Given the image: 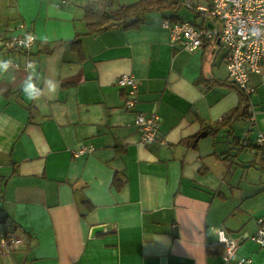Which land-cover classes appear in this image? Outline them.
<instances>
[{"label": "crops", "instance_id": "0c3cea01", "mask_svg": "<svg viewBox=\"0 0 264 264\" xmlns=\"http://www.w3.org/2000/svg\"><path fill=\"white\" fill-rule=\"evenodd\" d=\"M139 1L111 0L114 8ZM88 2L0 0V36L38 40L31 53L0 47V60H12L0 70V244L13 233L21 240L9 252L0 246V264H227L220 229L237 244L233 262L264 264V247L251 239L264 218L255 165L264 160L256 148L264 69L250 79L253 120L214 131L241 103L225 49L175 45L169 11L77 39L88 31ZM211 4L183 0L179 21L204 25L196 7ZM123 74L138 83L132 110L117 84ZM30 76L37 100L23 91ZM138 112L161 119L150 146L140 143ZM83 146L93 151L76 157Z\"/></svg>", "mask_w": 264, "mask_h": 264}, {"label": "built area", "instance_id": "2783aa9c", "mask_svg": "<svg viewBox=\"0 0 264 264\" xmlns=\"http://www.w3.org/2000/svg\"><path fill=\"white\" fill-rule=\"evenodd\" d=\"M196 12L203 18L204 25L167 21L172 42L190 53L201 48L206 41L219 43L226 51L225 64L230 80L248 95L253 94L255 88L250 83L251 76L262 73L264 69V0H212L210 6L196 7ZM205 22L213 23V26H207ZM7 31L11 32L12 28L8 27ZM29 34L34 37L31 42L26 40ZM37 42L36 35L32 33L8 38L0 36V47L8 51L31 53ZM117 84L126 90L125 108L134 109L137 105V80L132 75L123 74L118 78ZM250 119L253 120L252 115ZM160 126L161 119L157 114L138 112L135 127L140 132L141 145L150 146L155 143L160 135ZM256 145L264 147V132L258 135ZM92 151L93 147L83 146L74 154L78 157ZM259 224V230L251 239L264 247V218ZM218 235L219 243L225 246L222 255L225 263L253 264L246 257H240L233 262L237 244L224 229H220ZM20 242L13 233L3 238L0 246L3 251L9 252Z\"/></svg>", "mask_w": 264, "mask_h": 264}, {"label": "trees", "instance_id": "16d2710c", "mask_svg": "<svg viewBox=\"0 0 264 264\" xmlns=\"http://www.w3.org/2000/svg\"><path fill=\"white\" fill-rule=\"evenodd\" d=\"M183 6V0H140L136 4L130 6H121L114 8L111 0H89L88 5L85 7L84 19L87 24V33L84 35H78V38H84L89 35L97 34L103 31H107L110 28L121 25H135L139 22L141 16L148 12L153 11H169L172 16L169 17L172 22H180L177 14ZM73 49L79 54L81 59L84 58L83 53V41L77 40L71 43ZM227 84V83H226ZM230 87L236 89L241 95V103L237 108L227 114L219 123H217L214 131H220L219 129L228 128L231 129L233 122L247 114V107L245 105L250 102V95L245 91L230 82ZM249 117L251 113L247 114ZM245 148V147H243ZM256 148L262 149L264 147ZM258 155V153H256ZM256 162V161H255ZM259 167L261 172H264V160L259 158L255 163Z\"/></svg>", "mask_w": 264, "mask_h": 264}, {"label": "clouds", "instance_id": "9594fccd", "mask_svg": "<svg viewBox=\"0 0 264 264\" xmlns=\"http://www.w3.org/2000/svg\"><path fill=\"white\" fill-rule=\"evenodd\" d=\"M34 39V37L29 34L26 36V40L28 42H31ZM12 65V60H0V70L7 71L10 66ZM33 78L30 76L27 81H25L23 86L24 94L28 97L30 100H37V98L41 95L39 89L32 83ZM51 88V91H55V85L49 81Z\"/></svg>", "mask_w": 264, "mask_h": 264}, {"label": "rangeland", "instance_id": "374dc122", "mask_svg": "<svg viewBox=\"0 0 264 264\" xmlns=\"http://www.w3.org/2000/svg\"><path fill=\"white\" fill-rule=\"evenodd\" d=\"M194 2H195V0H194ZM188 11H189V10H188L187 8H184V9L182 10V12H181V13H182L181 15H182L183 17L187 18ZM184 14H186V15H184ZM189 15H190V16H193V15L190 14V13H189Z\"/></svg>", "mask_w": 264, "mask_h": 264}, {"label": "water", "instance_id": "95a60500", "mask_svg": "<svg viewBox=\"0 0 264 264\" xmlns=\"http://www.w3.org/2000/svg\"><path fill=\"white\" fill-rule=\"evenodd\" d=\"M219 44V43H218Z\"/></svg>", "mask_w": 264, "mask_h": 264}]
</instances>
